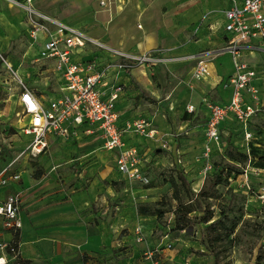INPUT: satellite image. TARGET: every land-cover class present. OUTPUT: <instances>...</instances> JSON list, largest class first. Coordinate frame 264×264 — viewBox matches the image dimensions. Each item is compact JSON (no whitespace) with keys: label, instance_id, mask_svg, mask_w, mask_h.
Instances as JSON below:
<instances>
[{"label":"crops","instance_id":"1","mask_svg":"<svg viewBox=\"0 0 264 264\" xmlns=\"http://www.w3.org/2000/svg\"><path fill=\"white\" fill-rule=\"evenodd\" d=\"M223 1L220 22L215 27L214 25L210 26L211 33L221 38L220 49L225 47L232 37V34L225 29L227 19L225 10L230 7V0ZM123 8V4L118 0H111V6L102 9L110 16L109 19L105 18L106 20L101 21L105 33L92 29L91 32L93 31L95 34H87L111 47L129 53L142 54L158 49L154 48L157 41L156 34L146 30L143 32L136 30L137 27L143 28V24L139 23L138 26L135 24L137 9L131 13V17L129 15V18L124 19ZM16 10L24 13L26 19V13L22 8L16 7ZM105 14L107 15V13ZM99 18H104V16L100 15ZM130 20L133 21V27L131 31H128L125 28V23H129ZM139 33L144 34L147 40L140 41ZM133 37L134 42L130 41V38ZM252 42L259 43L257 39H253ZM223 52L224 55L217 56L215 61H212V56ZM241 55L242 60L257 70L259 77L254 80V84L264 91V50L259 48L243 49ZM92 57H98L101 65L116 60L110 53L96 49L92 45L81 48L75 55L76 59ZM148 66L146 64L135 66L129 71L108 67L105 78L107 84L104 88L109 92L113 84L122 87L116 100L120 125L126 121L146 118L151 122V128L156 130L154 138L134 132L124 136L127 147L136 146L139 149L144 167L151 170L169 162L172 166L182 167L188 172L191 168L187 155V151L191 148L188 146V141L196 140L194 132L198 130L199 126H202L200 129L205 132L210 114L206 100L210 99L221 104L231 100L232 87H226L225 82L235 71L233 56L229 51L212 53L210 69L213 74L208 80L207 77L204 78L209 83L196 82L193 85L195 91H190L185 87V93L181 91L182 85L179 83L170 85H167L166 82L155 83L152 78L153 73H149ZM41 69L44 72H49L56 79L53 88L50 87L51 82L41 83L38 80H35V85L26 81L28 86L44 102L62 96L66 90L54 68V62L52 60L44 61ZM212 89L218 91V98L214 99V96L208 95ZM203 102L205 106H202ZM262 102L264 104V100ZM190 104L195 106L193 112L187 109ZM255 118H264V112L254 116L252 122ZM258 131L260 130L254 129L256 137ZM183 132L182 135L189 136L177 138L178 134ZM47 140L48 146L43 152L38 155L24 156L15 165V170L21 172V179L12 181L1 190L2 196L20 191L23 197L21 210L23 226L21 229L13 231L4 228L0 218V242H14L18 248L16 256L0 250V256L5 255L9 261L8 264H20V261L25 259L32 260L37 264H151L152 260L149 257L151 252L154 253L155 258H159L164 263L173 261L176 253L169 247L170 237L162 238L153 235L157 226L156 215L141 214L138 211L140 204H151L155 200L153 192L157 187H145V185L144 187L129 188L131 182L137 181L129 180L119 171L118 152L104 148L101 131L92 128L88 123L72 125L68 136L49 135ZM57 140L65 143L78 142L75 144V151H77V147H80L81 150L85 149L77 157L72 158L70 163H54L45 174L34 177L31 174L33 167L28 164L27 159L30 156L38 157L48 154L52 142ZM96 142L101 144L100 148L93 147L97 144ZM164 142H167L169 149L163 148ZM88 145L90 147H85ZM177 153L183 157L181 164L177 161ZM68 168H72V170L70 171ZM259 170H264V168H259ZM56 178H60L62 181L74 180L75 187L80 190H66V183H64L61 184L62 191H59L54 199H50L45 196L51 192L43 194L44 187L36 190L31 185L34 181H38V185L41 183L45 186L44 184L47 182L49 183L46 186L54 185ZM117 179L126 182L127 186L124 190L115 191L113 183ZM87 183L90 185L85 189ZM115 199L123 201H121L122 205L116 206L114 212L110 205L111 201ZM138 228H141L143 237L147 236L148 250L144 252L145 258L139 252L144 248L140 246L145 238L142 241H137ZM176 239L180 240L181 236ZM164 244H167L168 247H164Z\"/></svg>","mask_w":264,"mask_h":264},{"label":"rangeland","instance_id":"2","mask_svg":"<svg viewBox=\"0 0 264 264\" xmlns=\"http://www.w3.org/2000/svg\"><path fill=\"white\" fill-rule=\"evenodd\" d=\"M118 1L123 4L124 19L129 18V15L131 17V13L137 9L135 24L136 26L139 23L143 24V28L137 27L138 32L146 30L157 36L154 48L158 49L149 51H156L162 61L157 63V66H148L149 73H153L152 78L155 83L166 82L167 85L179 83L182 85L183 93H185V87L190 91H195L193 85L196 82L209 83L207 80L213 74L212 70L207 76V80L194 77V67L197 62L195 56L202 51L216 53L220 49L221 38L211 33L210 26L214 25L215 27L220 22L221 9L224 6L223 0ZM34 3L43 13L93 35L95 32H91L92 29L104 34L101 21L110 18L108 12H103L102 9L110 7L111 4L102 5L100 0H34ZM16 7L19 6L13 0H0V147L8 148V152L3 156L4 160L14 153H18L34 138L33 134L23 132V127L30 125L31 116H23L21 112V105L17 98L21 92L20 79L31 85H35V80L41 83L49 81L52 84L51 88L56 81L49 72H44L41 69V61L34 62L38 56V44L32 43L27 29L28 22L24 13L17 11ZM100 15H103L104 18H99ZM132 22L130 20L129 23H125V28L128 31H131L133 27ZM139 35L141 36H138L140 41L147 40L144 34L139 33ZM130 39L132 42L135 41L134 37ZM224 54L223 52L212 56V61L214 62L217 56ZM35 87L39 88V86ZM208 95L214 96V99L219 97L216 89L209 91ZM260 96L264 100L262 89ZM203 105L205 106L204 102ZM228 122L231 123L228 120L227 124ZM251 126L261 131L264 140V118H255ZM11 127L16 129V133L11 132ZM200 128L202 126H199L198 130L194 132L196 140L188 141V146L191 147L187 151L191 165L188 171L190 184L183 182L177 176L179 171L169 162L149 170L151 184L148 186L157 187L153 192L155 200L151 204L155 209L162 211V214L155 218L157 226L153 235L162 238L169 236L170 249L176 253L173 261L162 262L163 264H264V202L259 198V192L264 188V170H259L248 161L239 163L224 156L227 147L225 135L222 136L224 140L220 144L211 143L210 146L214 147L213 149L217 147L219 149L212 152L209 159H205L203 150L207 139L205 132ZM182 134L184 132L179 133L177 138L189 136ZM77 143H65L57 140L52 142L48 154L38 157L30 156L27 162L33 167L31 174L37 177L45 174L54 163H70L72 158L77 157L85 149L81 150L80 147H77V151H75ZM96 143L93 147L100 148L101 144ZM260 148V152L264 154V142ZM208 163L211 164L209 169L206 166ZM72 168L68 169L71 171ZM215 169L224 176L223 181L218 185V194L209 198L206 195H197L203 187L210 189ZM230 171L236 174L229 177ZM172 178H175L178 183L176 188L173 187ZM48 183L43 186L41 183L38 185V181H34L31 185L36 190L44 187L43 194L51 192L45 196L50 199H54V196L62 191L61 184L64 183H66V190H80L75 187L74 180L62 181L60 178H56V184L46 186ZM87 184L85 189L90 185V183ZM113 184L115 191L124 190L127 186L126 182L118 179L114 180ZM129 185V188L145 186L139 182H131ZM11 190H13L12 187ZM11 190L9 188V191ZM175 190L178 192L180 200L175 198ZM121 201L123 200L111 201V210L115 212L116 206L122 205ZM180 202L190 203L194 208L190 213L194 222L188 229L181 231L175 229L174 214V209L179 206ZM225 207H230L228 214L238 221V227L233 242L226 246L218 243L215 255L202 242L203 228L206 223L201 221V217L212 211L214 218H217L221 209ZM179 236L181 239L177 240L176 238ZM144 238L145 241L140 246L144 248L139 252L145 258L144 252L148 250V243L147 236ZM164 247H168L167 244H164Z\"/></svg>","mask_w":264,"mask_h":264},{"label":"built area","instance_id":"3","mask_svg":"<svg viewBox=\"0 0 264 264\" xmlns=\"http://www.w3.org/2000/svg\"><path fill=\"white\" fill-rule=\"evenodd\" d=\"M26 13L28 34L33 44H38V56L34 62L46 60L54 62V68L64 83L65 93L58 97L42 101L26 81L20 79L21 92L18 99L23 116L30 115V125L23 127L25 134H33V140L11 158L3 159L0 147V218L4 228L18 231L23 226L21 210L23 197L20 191L1 195V190L12 181L21 179V172L15 170V165L27 155H38L48 146V136H68L72 125L88 123L94 129L101 131L103 146L110 151H117V166L129 180L143 185L151 182L149 170L144 167L143 157L136 146H126L125 134L134 132L149 138H154L156 130L151 128V122L146 118L126 121L119 124V112L116 100L122 87L111 85L108 92L104 86L108 67L129 71L139 65H156L162 61L156 51L142 54L129 53L111 47L105 42L87 34L84 30L69 25L62 20L43 13L36 7L34 0H13ZM102 5H110L111 0H100ZM230 7L225 10V29L232 34L229 43L218 50L229 51L233 56L234 74L225 82L226 87H232V97L228 103L221 104L206 100L209 117L206 122L203 157L209 159L213 147L211 143L220 144L223 124L235 119L244 129L246 142L256 134L251 128L254 116L264 112L261 89L254 84L259 77L256 69L241 58L242 50L259 48L264 50V0H230ZM259 41L258 44L252 42ZM88 45L104 50L116 58L113 62L101 65L98 57L76 59L75 55L81 48ZM212 52L202 51L195 56L194 77L202 79L210 75V55ZM188 111L193 112L195 106L190 104ZM163 148L169 149L167 142ZM181 154L176 158L182 162ZM211 168V164H206ZM179 167V166H178ZM182 168V167H179ZM185 170V169H184ZM259 198L264 202V188L259 192ZM137 241L144 239L141 228L137 229ZM171 247V244H169ZM0 250L16 256L17 245L14 242L1 241ZM151 264H163L162 260L149 253ZM5 255L0 256V264H8Z\"/></svg>","mask_w":264,"mask_h":264},{"label":"trees","instance_id":"4","mask_svg":"<svg viewBox=\"0 0 264 264\" xmlns=\"http://www.w3.org/2000/svg\"><path fill=\"white\" fill-rule=\"evenodd\" d=\"M223 124V129H227L228 133H223V137L225 135L227 140V147L225 149L224 156L228 157L229 159L235 161V162H249V164H253L255 167L258 168H264V154L261 153V146L264 142L263 135L261 134V131H258L257 137L255 136L253 139L245 142V136H244V129L241 126L239 122H237L235 119H231ZM251 128L254 130L255 128L251 126ZM11 132L16 133V129L11 127ZM224 138H222V141ZM214 148V147H213ZM219 147L213 149L212 152L215 150H218ZM3 154L8 152V148L6 146L2 147ZM178 177L183 180V182L190 184V180L188 172H186L183 168H177ZM239 173V172H238ZM236 174L235 172H229V177L231 175ZM235 176V175H234ZM223 174L220 173V171H215L212 174V184L210 189L208 188H201L198 191L197 195H206L208 198L216 196L219 192L218 185L223 181ZM151 182L148 185H150ZM172 184L173 187H177L178 183L175 178H172ZM175 198L179 199V194L175 190ZM194 210L192 205L190 203H181L179 206L174 209L175 214V229L181 231L188 229V227L194 222V218L190 215V213ZM230 210V207H225L224 209H221V212L217 218H214V214L212 211H209L208 214H205L201 217V221L206 223L205 227L203 228L202 233V242L205 245L207 249H209L211 252H213L216 255V246L217 244H224L226 246L228 243L233 242L236 235L235 231L238 227V221L231 217L228 212ZM138 211L141 214H151L160 216L162 214V211H159L158 209H155L152 204L144 203L140 204L138 206ZM212 220V221H211ZM211 221V222H209ZM190 229V228H189ZM20 264H37L36 262H33L32 260L25 259L20 261Z\"/></svg>","mask_w":264,"mask_h":264},{"label":"bare ground","instance_id":"5","mask_svg":"<svg viewBox=\"0 0 264 264\" xmlns=\"http://www.w3.org/2000/svg\"><path fill=\"white\" fill-rule=\"evenodd\" d=\"M23 125H24V123H23Z\"/></svg>","mask_w":264,"mask_h":264}]
</instances>
